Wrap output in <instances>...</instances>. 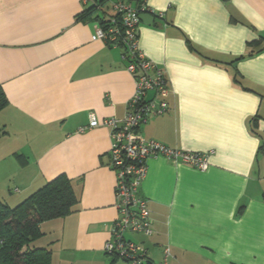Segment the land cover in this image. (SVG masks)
I'll use <instances>...</instances> for the list:
<instances>
[{
	"label": "crops",
	"instance_id": "obj_1",
	"mask_svg": "<svg viewBox=\"0 0 264 264\" xmlns=\"http://www.w3.org/2000/svg\"><path fill=\"white\" fill-rule=\"evenodd\" d=\"M98 1L0 0V200L15 206L60 174L79 197L73 213L41 224L36 244L52 264H130L104 250L118 216L111 130L79 131L91 113L124 117L136 87L124 49L94 38L115 0L81 15ZM147 4L164 17L141 20L139 48L166 71L171 94L170 109L139 131L213 152L206 171L150 158L140 193L155 233L125 236L155 262L169 246L170 264H264V51L248 56L264 34V0Z\"/></svg>",
	"mask_w": 264,
	"mask_h": 264
},
{
	"label": "built area",
	"instance_id": "obj_2",
	"mask_svg": "<svg viewBox=\"0 0 264 264\" xmlns=\"http://www.w3.org/2000/svg\"><path fill=\"white\" fill-rule=\"evenodd\" d=\"M113 15L106 17V27L96 25L94 38L104 40L111 46L122 47L127 60V70L135 78V92L127 105L124 117H108L99 120L90 114L89 123L80 132L105 125L111 130L110 166L116 173L115 198L118 216L112 225V237L105 243L106 254L121 258L130 264H170L171 249L164 248V260L153 261L147 249L126 238L127 232L152 236L153 218L148 199L140 188L147 175V162L153 157H166L173 163H183L200 171L209 168L213 151H187L167 146L161 142L142 137L139 129L153 116L165 114L170 109L171 87L166 71L149 59L139 48L141 14L149 13L163 18L147 4L128 0L112 1ZM120 15V18H116ZM152 93V96L149 94Z\"/></svg>",
	"mask_w": 264,
	"mask_h": 264
},
{
	"label": "trees",
	"instance_id": "obj_3",
	"mask_svg": "<svg viewBox=\"0 0 264 264\" xmlns=\"http://www.w3.org/2000/svg\"><path fill=\"white\" fill-rule=\"evenodd\" d=\"M111 0H99L81 15L83 18L94 13L97 6L102 7ZM141 2L142 0H128ZM117 19L120 15L115 16ZM98 24L106 27V17L97 16ZM109 44V43H108ZM252 48L248 56L264 51V34L249 42ZM245 55L231 61L237 62ZM235 81L242 83L241 75L235 72ZM8 104L7 96L0 86V111ZM257 119L253 118V128ZM6 133L0 127V137ZM79 197L71 179L60 174L31 193L15 206L0 200V264H52V251L36 242L44 235L41 224L45 221L64 218L76 210Z\"/></svg>",
	"mask_w": 264,
	"mask_h": 264
},
{
	"label": "water",
	"instance_id": "obj_4",
	"mask_svg": "<svg viewBox=\"0 0 264 264\" xmlns=\"http://www.w3.org/2000/svg\"><path fill=\"white\" fill-rule=\"evenodd\" d=\"M141 20L146 23H153V21H155V17L149 13H143L141 14Z\"/></svg>",
	"mask_w": 264,
	"mask_h": 264
},
{
	"label": "rangeland",
	"instance_id": "obj_5",
	"mask_svg": "<svg viewBox=\"0 0 264 264\" xmlns=\"http://www.w3.org/2000/svg\"><path fill=\"white\" fill-rule=\"evenodd\" d=\"M113 11L111 10V13H112Z\"/></svg>",
	"mask_w": 264,
	"mask_h": 264
}]
</instances>
